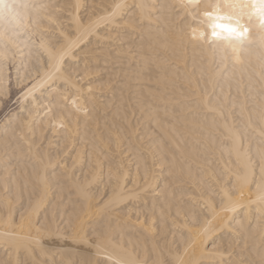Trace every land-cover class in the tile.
<instances>
[{
    "label": "bare ground",
    "instance_id": "bare-ground-1",
    "mask_svg": "<svg viewBox=\"0 0 264 264\" xmlns=\"http://www.w3.org/2000/svg\"><path fill=\"white\" fill-rule=\"evenodd\" d=\"M9 2L12 16H26L27 25L35 7L56 5L59 11H51L65 34L75 31L69 13L87 21L110 13L117 3L127 7L118 26L86 37L58 78L35 99L16 100L0 121V230H17L6 224L10 208L18 222L22 212L31 214L30 201H39L41 215H32V223L38 218L53 233L61 232V238L45 235L42 252L17 250L12 238L0 237V264H176L178 254L184 264H261L264 243L238 223L255 227L254 206L228 213L234 217L228 227L207 224L212 218L204 206L229 189L247 204L249 189L259 182L257 149L264 146L260 0H201L202 7L219 5L209 9L219 16L233 12L230 3L249 5L243 9L248 31L242 41L225 28L213 29L235 21L181 9L187 0ZM9 23L11 17H4L2 26ZM213 30L219 35L212 36ZM24 63L30 71L19 60L6 69L10 91L0 108L14 89L21 95L19 82L26 74L37 77L38 62ZM222 91L229 97L223 116L211 110ZM69 95L78 96L82 111L71 107ZM233 97L244 104L243 123ZM229 129L241 137L253 166V182L242 193L235 172H243V165L232 151ZM119 192L138 195L112 202ZM202 225L209 231L197 235Z\"/></svg>",
    "mask_w": 264,
    "mask_h": 264
},
{
    "label": "snow or ice",
    "instance_id": "snow-or-ice-1",
    "mask_svg": "<svg viewBox=\"0 0 264 264\" xmlns=\"http://www.w3.org/2000/svg\"><path fill=\"white\" fill-rule=\"evenodd\" d=\"M4 3V0H0V5ZM247 4L230 3L228 7L233 9V12L227 17L228 19L235 20V26H228L222 24H213V29L215 28H225L229 33L235 34L239 41H242L246 32L247 27L242 23L243 17L247 15L243 9L248 7ZM78 7V6H77ZM127 5L123 3H117L113 6L112 11L104 16L91 17L87 21L82 20L78 15L69 13L72 16V23L75 25L74 34H65L64 31L60 30L61 25L59 23L60 17L56 14L59 11L56 5L51 4H41L33 9L34 15L31 18L29 25L24 28H20L16 25L9 23L7 29L3 25L4 14L2 9H0V102H3L9 94L10 88V76L6 75V69H9L16 65V61L19 60L26 72L30 71L28 64L24 61H32L35 59L40 65L38 70V75L36 78H32L30 75L25 76L24 80L19 82L22 85L21 95L17 97V102L29 101V98L35 99V93L37 91L43 90L46 85H48L50 80L58 78V74L63 72L66 64V58L72 52L74 48L81 49L82 45L87 43L86 37L98 36L101 27H106L108 25H117L118 18L122 17L123 9ZM136 8L140 10L141 16L143 15V6L135 5ZM173 7V6H169ZM181 9L187 10L189 12L202 11L203 15L211 19L216 16L217 19H224L218 15L216 11H210L209 9H218L219 5H205L202 7L201 0H187L186 3L180 5ZM258 14L262 20H264V0H260L258 4ZM56 9V11H51V9ZM239 9V11H236ZM58 32V35H57ZM195 37V32L193 33ZM203 36V33L200 34ZM219 34L213 30L212 36H218ZM55 40L56 43H52ZM26 50V52H25ZM226 57H222L220 67H223V60ZM226 80L231 81L232 77L229 75ZM7 81V84H6ZM66 83L71 84L70 81ZM75 87V85H71ZM89 90H91L89 88ZM79 91V90H78ZM59 94V89H57ZM222 97V98H221ZM68 102L71 107L77 111H82V106L78 103L77 95H69L67 97ZM229 97L225 96L222 91L220 97L217 98L216 106L211 108L212 111L217 112L219 115L223 116L224 111L227 110ZM232 107L239 106L241 114V122L243 123L245 107L244 104L238 102L235 97L231 98ZM223 110V111H222ZM58 127H64L62 123L57 125ZM227 127V126H226ZM231 139L233 142L232 151L236 153L237 159L241 161L243 165V172L237 170L235 172L236 185L238 191L242 193L244 187L248 186L253 182V166L248 160L247 150H242L241 137L238 135L237 131L229 129ZM264 135V133H262ZM264 145V140L261 141ZM257 156L261 162H264V146L257 149ZM45 168L53 167V165H44ZM261 177L264 178V167H261ZM41 183H47V181L41 179ZM134 195L138 194H124L123 192L116 193L113 197L115 203L122 202L124 199L133 198ZM220 196L219 201H213L211 205L207 200L204 201V206L208 208L211 220L207 221V224H212L213 221H219L228 227L234 220V217L229 218L228 213L235 212V210L240 206H247L251 202L241 199H235V193L229 190H222L221 193H216ZM258 200L264 201V182L258 185ZM39 201L32 204L30 201L29 210L30 215H26V212L20 214L19 221L17 222L14 218L13 209H9L8 220L6 222L8 228L17 229L15 231H4L0 230V237L12 238L13 242L16 244L17 250L23 248L26 251H33L40 249L41 252L44 249V244L42 243L46 234L56 236L61 238V232L59 229L53 233L47 225H44L42 221L38 218L35 220V224L32 223V215L39 217L41 215L39 211ZM25 221H27V231H25ZM239 226L241 229L246 227L244 221H239ZM71 227V224L69 225ZM187 226V225H185ZM207 233L209 228L205 225L200 226L197 235L200 231ZM231 230V228H229ZM86 242V241H85ZM99 248V244H97ZM176 264H184L183 257L179 254L174 258ZM117 264H122L118 261ZM134 264V262H133Z\"/></svg>",
    "mask_w": 264,
    "mask_h": 264
},
{
    "label": "clouds",
    "instance_id": "clouds-1",
    "mask_svg": "<svg viewBox=\"0 0 264 264\" xmlns=\"http://www.w3.org/2000/svg\"><path fill=\"white\" fill-rule=\"evenodd\" d=\"M12 7L13 5L9 2V0H4V3L0 5V9H2L6 21L9 17H11V22L13 25H16L20 28L26 27L27 17L25 16L23 19H17L15 16H12ZM5 29H7V27H5ZM261 167H264V162L260 161L259 182L255 184L254 190L249 189V201L251 202L249 205L254 206L252 216L254 219H256L255 227H253L252 223H248L245 228L250 232L258 233L260 241L264 243V201L258 200V185L264 182V178L261 177ZM261 264H264V261H262Z\"/></svg>",
    "mask_w": 264,
    "mask_h": 264
},
{
    "label": "rangeland",
    "instance_id": "rangeland-1",
    "mask_svg": "<svg viewBox=\"0 0 264 264\" xmlns=\"http://www.w3.org/2000/svg\"><path fill=\"white\" fill-rule=\"evenodd\" d=\"M14 92V93H13ZM17 93H19L20 94V91L19 90H13L12 91V95H11V97H10V99H9V103L8 102H6V103H4L3 104V106L0 108V121H2L3 120V117H4V113H8V111L9 110H11V109H14L15 108V102H16V100H17V97L19 96V94H17ZM6 113V114H7Z\"/></svg>",
    "mask_w": 264,
    "mask_h": 264
}]
</instances>
